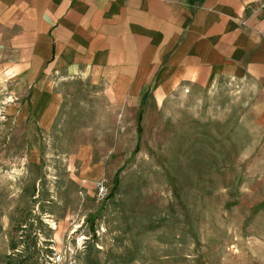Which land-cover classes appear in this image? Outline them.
Instances as JSON below:
<instances>
[{
    "label": "rangeland",
    "instance_id": "1",
    "mask_svg": "<svg viewBox=\"0 0 264 264\" xmlns=\"http://www.w3.org/2000/svg\"><path fill=\"white\" fill-rule=\"evenodd\" d=\"M12 80L0 48V264H264L254 86L146 93L110 126L105 88L63 81L59 115L45 128L31 110L19 116ZM100 102L105 131L88 137ZM85 151L106 163L104 201L83 181Z\"/></svg>",
    "mask_w": 264,
    "mask_h": 264
},
{
    "label": "crops",
    "instance_id": "2",
    "mask_svg": "<svg viewBox=\"0 0 264 264\" xmlns=\"http://www.w3.org/2000/svg\"><path fill=\"white\" fill-rule=\"evenodd\" d=\"M258 3L0 0V48L21 96L19 116L31 110L43 127L55 125L63 81L105 88L115 113L110 126H120V111L140 104L146 93L167 96L234 80L262 96L256 110L264 125V16L252 13ZM91 110L96 113L87 118L88 137L105 131L104 103ZM87 152L80 173L96 186L105 179L106 163L88 161L93 156Z\"/></svg>",
    "mask_w": 264,
    "mask_h": 264
},
{
    "label": "built area",
    "instance_id": "3",
    "mask_svg": "<svg viewBox=\"0 0 264 264\" xmlns=\"http://www.w3.org/2000/svg\"><path fill=\"white\" fill-rule=\"evenodd\" d=\"M253 14L261 17L264 16V0H259V3L253 8ZM95 195L98 201H104L110 196V188L106 179H101L95 186Z\"/></svg>",
    "mask_w": 264,
    "mask_h": 264
}]
</instances>
